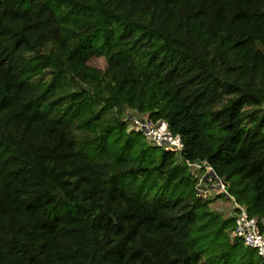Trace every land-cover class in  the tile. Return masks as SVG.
<instances>
[{
    "label": "trees",
    "instance_id": "trees-1",
    "mask_svg": "<svg viewBox=\"0 0 264 264\" xmlns=\"http://www.w3.org/2000/svg\"><path fill=\"white\" fill-rule=\"evenodd\" d=\"M186 159L264 232V0H0V264H264Z\"/></svg>",
    "mask_w": 264,
    "mask_h": 264
},
{
    "label": "built area",
    "instance_id": "built-area-1",
    "mask_svg": "<svg viewBox=\"0 0 264 264\" xmlns=\"http://www.w3.org/2000/svg\"><path fill=\"white\" fill-rule=\"evenodd\" d=\"M124 119L130 121L131 128L142 131L152 145L181 155L184 148L182 137L170 129L165 119L154 121L149 116L133 110H128ZM185 162L197 178L198 196L216 198L219 194H223L228 197L233 203L231 216L235 218L234 235L242 238L247 246L255 248L258 255L264 258V232L261 231L259 218L250 215L247 206L236 200L230 192L229 183L219 176L211 165L200 160L186 159Z\"/></svg>",
    "mask_w": 264,
    "mask_h": 264
},
{
    "label": "rangeland",
    "instance_id": "rangeland-1",
    "mask_svg": "<svg viewBox=\"0 0 264 264\" xmlns=\"http://www.w3.org/2000/svg\"><path fill=\"white\" fill-rule=\"evenodd\" d=\"M89 64L91 66L97 67L99 69L104 70L107 66V62L104 56H95L93 58H91L89 60ZM78 144L80 147H86L87 146V142L84 140V138H80L78 137ZM156 152H160L161 149L155 150ZM214 196V195H212ZM211 207L214 210H217L219 212H221L224 216L226 217H230L231 214H233V203L232 201L225 196L216 198L213 200V202L211 203ZM232 235V234H231Z\"/></svg>",
    "mask_w": 264,
    "mask_h": 264
}]
</instances>
